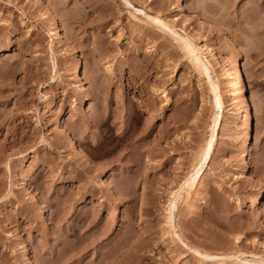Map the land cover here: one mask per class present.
<instances>
[{
	"label": "rangeland",
	"instance_id": "374dc122",
	"mask_svg": "<svg viewBox=\"0 0 264 264\" xmlns=\"http://www.w3.org/2000/svg\"><path fill=\"white\" fill-rule=\"evenodd\" d=\"M184 36L208 79L183 56ZM212 120L173 234L170 193L193 173ZM255 257L264 260V0H0V264Z\"/></svg>",
	"mask_w": 264,
	"mask_h": 264
},
{
	"label": "bare ground",
	"instance_id": "6f19581e",
	"mask_svg": "<svg viewBox=\"0 0 264 264\" xmlns=\"http://www.w3.org/2000/svg\"><path fill=\"white\" fill-rule=\"evenodd\" d=\"M142 18L144 20H149L154 22L157 26H165L161 21H159L157 18L155 17H149L146 15H142ZM55 27L56 26H52L53 28V34L55 33ZM58 29V28H57ZM171 33L175 34L174 31H171L170 29H168ZM178 35V34H177ZM176 35V36H177ZM179 36V35H178ZM177 36V37H178ZM180 37V36H179ZM178 42V41H177ZM181 52L183 53V56L186 58V60L188 61V63L195 69L200 68V70L198 71L199 75L201 76H205V78L207 77V60L205 59V57L202 55V51L201 48L197 45H195L191 39L187 38L186 36L181 38V44L179 45ZM240 65V64H239ZM240 68V67H239ZM233 71V76L231 77L232 79V85L234 86L235 89V93L236 96L239 100V104H240V108L242 109V117H243V127L245 128L244 134L246 136L247 134V128L249 127V113H248V106L247 103L245 101V98L243 96V92H242V85H241V78L239 76V73L237 71V67L236 64L233 60L232 62V70ZM81 73V72H80ZM209 73V72H208ZM83 75V74H82ZM81 75V76H82ZM80 77V76H79ZM83 77V76H82ZM208 79V78H206ZM81 81V80H80ZM83 81V80H82ZM215 83V82H214ZM214 83L208 82V92L211 94V105L213 107H217L219 108L220 105V100L219 97L217 95V91H216V85ZM231 86V85H230ZM231 89V88H230ZM234 91V90H233ZM232 93V92H231ZM247 97V96H246ZM248 99V98H247ZM251 106V105H250ZM249 106V107H250ZM236 107V106H235ZM252 107V106H251ZM239 108V109H240ZM253 109V108H252ZM251 111V110H250ZM241 112V111H240ZM251 113V112H250ZM240 114V113H239ZM252 115V114H251ZM241 116V115H240ZM239 116V117H240ZM215 125V120H212L211 125L209 126V136L208 139L205 141L204 146L201 148L200 152L197 155V159L195 161L194 166L192 167V172L193 173H189L188 177L182 182L181 186H178L176 190L172 191V193H170V198L167 202V206L165 209V221H166V228L172 233H173V225L171 224V216H172V210L173 208H175V203L178 202L181 198L180 192L184 191L186 192V190L190 189L194 183V175H197V171H199V167L200 165L203 163V161L205 160L208 150L210 148V142L212 139V133H213V128ZM252 130V129H251ZM242 135V136H243ZM250 137V136H249ZM245 137H243L244 139ZM249 144V143H248ZM251 144V143H250ZM244 147V146H243ZM249 151V150H248ZM246 156V154H245ZM247 158V157H246ZM194 170V171H193ZM194 178H193V177ZM174 234V233H173ZM178 238V237H177ZM202 257L204 258H209L207 255H202ZM247 264H264V260H262L259 257H255L254 259L250 260L249 262H247Z\"/></svg>",
	"mask_w": 264,
	"mask_h": 264
}]
</instances>
